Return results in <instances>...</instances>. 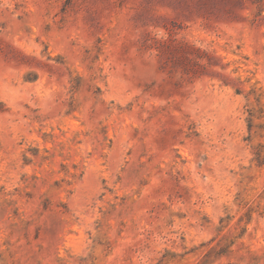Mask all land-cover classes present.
Here are the masks:
<instances>
[{"label":"rangeland","instance_id":"374dc122","mask_svg":"<svg viewBox=\"0 0 264 264\" xmlns=\"http://www.w3.org/2000/svg\"><path fill=\"white\" fill-rule=\"evenodd\" d=\"M0 264H264V0H0Z\"/></svg>","mask_w":264,"mask_h":264}]
</instances>
